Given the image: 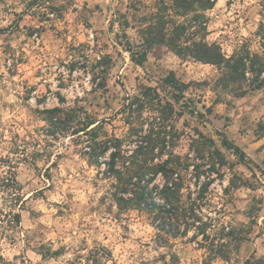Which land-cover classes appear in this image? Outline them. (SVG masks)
<instances>
[{
  "label": "rangeland",
  "instance_id": "rangeland-1",
  "mask_svg": "<svg viewBox=\"0 0 264 264\" xmlns=\"http://www.w3.org/2000/svg\"><path fill=\"white\" fill-rule=\"evenodd\" d=\"M214 3L196 21L193 13L172 10L166 18L192 25L185 38L194 33L226 57L243 49L264 59V0ZM156 6V0H0V264L264 258V84L240 96L216 89L217 67L164 47L151 49L141 65L132 61L126 42L141 50L140 30ZM171 73L185 90L162 82ZM245 78L249 84L251 75ZM142 86L155 88L179 113L174 154L192 160L191 139L201 132L225 160L217 172L207 160H194L200 176L193 166L185 173L189 227L183 234L161 210L119 213L103 166L86 162L85 138L49 135L42 121L44 110L80 107L101 121L99 139H123L127 126L116 112ZM153 184L161 187V177Z\"/></svg>",
  "mask_w": 264,
  "mask_h": 264
},
{
  "label": "trees",
  "instance_id": "trees-1",
  "mask_svg": "<svg viewBox=\"0 0 264 264\" xmlns=\"http://www.w3.org/2000/svg\"><path fill=\"white\" fill-rule=\"evenodd\" d=\"M169 6L164 0H156L157 12L145 23L140 30L142 39L141 50H134L127 41L125 49L132 61L141 65L146 61L147 54L154 47H164L179 57L192 58L202 64L217 67L219 76L213 82L214 88L226 90L235 96L244 95L248 90L260 89L264 84V59L247 50L239 49L226 57L216 44H208L201 40L185 38L193 26L181 22L167 20V11L172 10L176 15L187 16L193 13L196 21L200 13L214 7V0H170ZM264 49V36L262 38ZM251 75L246 84V74ZM166 85L182 92L187 84L179 82L171 73L162 80ZM42 121L45 122L49 135H67L85 138L83 155L89 166L100 168L103 175L112 181L111 197L119 213L135 210L152 215L155 210L173 217V229L179 235L187 232L189 223L186 206L183 203L184 178L188 169L193 166L200 176V166L194 160H207L211 172H217L225 164L224 158L211 138L197 132V137L191 139L190 150L192 160L172 152L174 141L180 135L173 126V118L179 115L169 102L161 99L155 88L142 86L136 93L128 95L123 105L117 110L122 121L127 126L123 139L116 136L98 138L102 130L101 121L92 118L83 108H59L44 110ZM133 147L127 150L124 143ZM234 152L239 148L232 142L223 141ZM240 157L242 154L240 152ZM213 158L219 159L213 162ZM161 177V187L153 182ZM15 182V179L13 180ZM158 198L163 202L159 206ZM183 225V226H182ZM175 237V235L173 236ZM244 264H264V258L246 261Z\"/></svg>",
  "mask_w": 264,
  "mask_h": 264
}]
</instances>
